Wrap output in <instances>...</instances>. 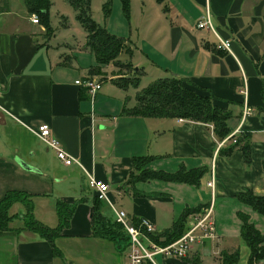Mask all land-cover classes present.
Wrapping results in <instances>:
<instances>
[{
    "label": "crops",
    "instance_id": "0c3cea01",
    "mask_svg": "<svg viewBox=\"0 0 264 264\" xmlns=\"http://www.w3.org/2000/svg\"><path fill=\"white\" fill-rule=\"evenodd\" d=\"M135 1L137 7L133 6ZM59 2L63 1L51 0L50 15ZM153 2L160 7H153ZM55 10L69 19L64 34L75 12L71 7L69 14ZM207 12L217 34L230 40V52L216 47L212 31L196 26ZM30 16L23 0H0V126L10 120L45 147L30 146V160L0 155V197L7 189L32 193L34 216L49 226L57 224L56 198L74 202L69 226L56 239L67 260L65 254L71 250L68 244L84 249L91 243L103 245L98 241L101 238L91 235L96 196L105 216L116 220L115 211L122 210L127 223L135 225L133 222L146 219L153 224L155 234L162 233L185 207L209 201L211 189L206 182L213 164L217 239L194 248L187 257L162 262L191 264L186 259L197 255L201 264H222V251H237L238 259L242 257L240 264H247L250 250L240 236L236 212L247 213L262 234L264 218L234 195L248 189L264 194V0H130L129 21L124 16L111 19L109 15L101 23L128 41L131 55L121 52L118 59L131 61L139 73V84L145 81L142 87L156 78L174 76L192 83L198 91L211 92L216 105L231 102L228 125L232 132H252L249 167L242 163L240 151L214 155L218 140L210 124L124 113V108L135 104L139 88L116 85L112 80L127 74L114 73L111 63L102 69L108 76H98L101 88L94 94L77 85L76 79L88 75L94 55L81 47L82 41L77 49L72 45L75 41L54 42V33L44 37V27L33 23ZM68 45L74 51L71 58L64 59L63 48ZM244 102L253 111L241 119ZM43 123L77 162L65 165L36 136L34 132ZM141 155L157 156L146 165L153 170L173 172L182 164L186 168L206 166L208 171L196 187L158 179L128 185L125 181L133 158ZM89 177L104 181L107 191L98 195L89 186ZM0 250V264H64L53 256L45 240L27 232L20 236L1 234ZM256 264H264V259Z\"/></svg>",
    "mask_w": 264,
    "mask_h": 264
},
{
    "label": "trees",
    "instance_id": "16d2710c",
    "mask_svg": "<svg viewBox=\"0 0 264 264\" xmlns=\"http://www.w3.org/2000/svg\"><path fill=\"white\" fill-rule=\"evenodd\" d=\"M75 12V19L80 24L85 33L84 46L94 55V64L88 67V77L102 75V66L113 64L118 67V74L122 71H133L136 76L126 77L118 76L112 81L120 88L138 87L140 79L139 73L136 74V68L131 61H120L118 56L121 52L129 55L132 49L126 39L110 33L106 28L97 23L91 16V0H66ZM111 0H106L102 4L103 18L110 15ZM162 3L164 0H156ZM27 12L35 14L37 21L44 27V37H50L53 34L49 21V9L51 0H23ZM120 5L124 19L129 21L130 0H120ZM192 83L186 82L181 78L174 76L159 77L142 87L134 95L135 104L130 108H124V113L143 117L172 118L179 117L192 121H198L210 124L212 133L219 141L228 137V143L220 147L217 154L228 156L233 151L241 152L242 163L249 167L251 163V138L252 132L241 130L232 133L228 125V119L232 115V109L227 106L214 104L215 96L211 92H204L194 89ZM85 89V88H83ZM232 139L234 141L232 142ZM154 155L135 156L132 162V169L126 177L125 183L133 186L138 181L163 180L172 182H181L193 186H199L202 177L207 173L206 166L186 168L180 165L176 171L168 172L164 170H153L146 165L153 160ZM264 170V160L261 162ZM33 194L21 189H8L0 197V235L9 234L20 236L22 233H30L39 236L45 240L52 251L54 257L60 258L64 264L68 262L56 244V239L63 235V230L69 226L70 218L74 211V202H67L61 198H56L54 210L57 218L55 226H49L38 220L33 213ZM234 197L251 210L264 216V194H256L252 189L238 192ZM19 202L23 206V222L20 227L11 226V222L16 214L10 213V207ZM101 200L96 196L92 201L91 213V235L112 242L116 249L123 250L128 248L129 240L123 226L114 219L105 216L101 212ZM200 206L185 207L171 227L162 233L149 234V237L160 245H166L176 240L186 230L187 216L199 209ZM236 215L240 221V236L248 246L250 254L247 264H256L264 259V234H262L255 225L250 222L247 213L238 211ZM136 226L138 221L133 222ZM159 240V238H162ZM238 252L220 253L222 264H235L238 260ZM191 264H201L197 255L190 257Z\"/></svg>",
    "mask_w": 264,
    "mask_h": 264
},
{
    "label": "built area",
    "instance_id": "2783aa9c",
    "mask_svg": "<svg viewBox=\"0 0 264 264\" xmlns=\"http://www.w3.org/2000/svg\"><path fill=\"white\" fill-rule=\"evenodd\" d=\"M30 19L33 23H38L37 16L35 14H31ZM196 26L213 32L216 38V47L218 49H222L227 52L231 51L230 40L222 38L217 34L212 26L210 14L208 12L198 19ZM75 83L80 87L85 88V90L91 94H94L101 88V80L98 76H86L82 79H76ZM252 111L253 110L247 105V103L244 102L241 111V119L251 114ZM236 132L237 131H233L232 133L234 134ZM34 133L55 151L56 157L62 163L70 165L73 162H77L74 157L69 155L60 147L58 140L51 135L48 124L43 123L39 125ZM228 140V137H225L217 142L214 155L217 154L219 148L223 147ZM233 141L234 139H232V142ZM88 184L96 190L98 195H103L108 189V185L104 181L94 177H89ZM206 186L211 189V197L209 201L204 205H201L197 211L192 212L187 216L186 230L176 240L166 245H160L149 237V234H155V228L150 221L141 219L137 226L132 225L127 223L124 211L116 210V221L123 226L129 240L125 264H158L154 260V256L157 255H160L162 260L172 257L184 258L187 257L190 251L194 248L216 240L217 233L214 213L215 191L213 164L210 168V178L206 182Z\"/></svg>",
    "mask_w": 264,
    "mask_h": 264
},
{
    "label": "rangeland",
    "instance_id": "374dc122",
    "mask_svg": "<svg viewBox=\"0 0 264 264\" xmlns=\"http://www.w3.org/2000/svg\"><path fill=\"white\" fill-rule=\"evenodd\" d=\"M61 1L63 2L61 3L59 2V6H55V9L59 10L58 12L60 14H69L71 11L69 4H67L66 0H61ZM105 1L106 0H91V16L99 24L104 22L102 4ZM110 3L112 6V10L110 14L111 19H115V18L120 19V17L123 16L121 5H120V0H111ZM136 3H137L136 1L133 2L134 7L135 5L136 7L138 6V4ZM153 3H154L153 7H156L157 5L155 4L156 2H153ZM157 7H160V6L157 5ZM55 9L52 11L51 15L49 13V21L51 20L50 25L52 27L53 33L56 38V39L53 38V41L54 42L75 41L73 42L74 44H72L74 45V47H76L77 49H80L81 47L83 48L84 39H83V31L80 27V24L76 22V19L73 18L71 21V26L69 30L65 32L64 34H62V30L64 26H66V24L69 23V19L67 17L59 16V14H57ZM70 18L72 17L70 16ZM79 41L80 42L82 41L81 47L77 46L79 44L78 43ZM74 47L69 46V45L64 46L63 48L65 49L63 53L64 59L72 57V52L74 51L73 49ZM83 49H88V48H83ZM86 60L87 58L84 56V61ZM105 66H102V69ZM114 67H113L115 69L114 73L115 72L117 73V71H121V70H118V67L116 66ZM125 71L126 72L122 74L126 73L127 74L126 77H132L133 75L136 76L132 70L129 72L127 70ZM102 72H103L102 75H98L100 76V79L106 78V76H108L107 71L102 70ZM144 82L145 81L143 80V83L138 85L139 90L143 86V84H145ZM30 146H34V148L37 146L41 149L45 147L43 142H41L39 139L35 138L34 136L30 135V133H28L23 128H20L19 126H15L10 120H7V122L4 125L0 126V155H2L4 158L23 156L24 158L30 160L31 158L30 155H32V151H33L31 150ZM23 211H24L23 206L19 202L14 203L10 207L9 212L16 214V217L11 222V226L16 227V226L22 225ZM260 217L264 218V216H261V215ZM96 241L97 240H95V242ZM98 241H100L99 243H103V245L98 246V244L94 243L95 245H92L91 243L88 249L81 248L80 246H77L75 244L73 245L68 244V247L71 250L67 251V254H65L67 260L71 264H125V260L127 258V252H128L127 248L123 250H118L115 247H113V244L111 242L107 240L99 239ZM110 247H112V249H110ZM86 250L87 252H85ZM241 259L242 257H239L237 264L241 263L240 262ZM154 260L156 263L162 264V258L160 255L154 256Z\"/></svg>",
    "mask_w": 264,
    "mask_h": 264
}]
</instances>
